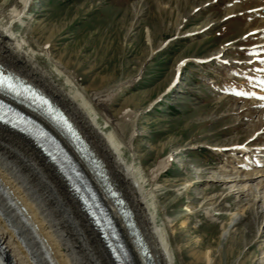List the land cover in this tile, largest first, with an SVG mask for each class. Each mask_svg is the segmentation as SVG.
Here are the masks:
<instances>
[{"label":"rangeland","instance_id":"374dc122","mask_svg":"<svg viewBox=\"0 0 264 264\" xmlns=\"http://www.w3.org/2000/svg\"><path fill=\"white\" fill-rule=\"evenodd\" d=\"M7 27L59 84L106 97L103 134L144 169L177 264H264V185L237 202L209 181L264 149V0H0Z\"/></svg>","mask_w":264,"mask_h":264},{"label":"bare ground","instance_id":"6f19581e","mask_svg":"<svg viewBox=\"0 0 264 264\" xmlns=\"http://www.w3.org/2000/svg\"><path fill=\"white\" fill-rule=\"evenodd\" d=\"M30 3L31 0H19L23 11L29 8ZM12 14L20 17L21 12L15 9ZM11 28H0V64L41 89L67 114L126 200L158 264H177L168 224L159 217L155 194L146 188L148 181L144 169L128 161L125 145L118 133L103 134L99 111L108 110L103 103L106 97L91 93L88 98L68 77V89L59 84L35 62L34 53H25L23 44L14 39ZM147 40L151 44L150 34ZM56 71L60 76L65 75L59 68ZM255 140L259 138L256 136ZM244 150L247 159L240 163L244 172L236 169L226 174L240 176L209 180L220 184L216 189L229 182L235 183L231 192L237 202L252 190L254 180L259 179L264 185V149L254 151L245 147ZM170 159L162 161L158 172L167 168ZM85 173L93 183L94 177ZM243 173L246 175L242 178ZM236 183H242V186L237 188ZM66 186L58 171L30 141L0 127L2 264H114L81 205ZM102 198L128 245L129 240L115 208L104 195ZM254 201L261 203L264 212V195H256ZM238 223V220H233L225 235Z\"/></svg>","mask_w":264,"mask_h":264},{"label":"water","instance_id":"95a60500","mask_svg":"<svg viewBox=\"0 0 264 264\" xmlns=\"http://www.w3.org/2000/svg\"><path fill=\"white\" fill-rule=\"evenodd\" d=\"M98 171L101 174L105 193L109 196L129 240L128 245L125 243V245L120 248L119 244L122 242L121 238H119V236L116 238L114 237L113 232L105 225L102 217L99 216L96 209L90 204V210L97 216V220L100 223L99 234H103L106 250L110 257L113 258L114 264H158L126 200L116 189L115 185L109 179L102 176L104 173L100 169H98ZM75 184L79 188L80 195L90 203V199L85 193L83 186L78 182H75Z\"/></svg>","mask_w":264,"mask_h":264},{"label":"snow or ice","instance_id":"6c2138e0","mask_svg":"<svg viewBox=\"0 0 264 264\" xmlns=\"http://www.w3.org/2000/svg\"><path fill=\"white\" fill-rule=\"evenodd\" d=\"M4 83H5V80L2 77H0V86H2Z\"/></svg>","mask_w":264,"mask_h":264}]
</instances>
